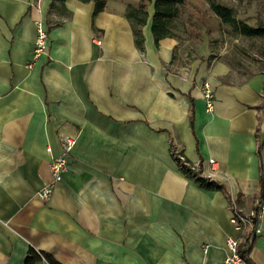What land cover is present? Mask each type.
<instances>
[{"label": "crops", "instance_id": "1", "mask_svg": "<svg viewBox=\"0 0 264 264\" xmlns=\"http://www.w3.org/2000/svg\"><path fill=\"white\" fill-rule=\"evenodd\" d=\"M51 1L0 0V264H27L31 249L62 264H225L239 235L229 196L247 209L264 199V70L234 79L176 36L156 43L153 4L141 49L128 2L94 14L95 0H65L66 13ZM36 19L49 50L30 68ZM61 133L76 142L44 200ZM171 139L224 189L180 171ZM250 257L264 264V214Z\"/></svg>", "mask_w": 264, "mask_h": 264}, {"label": "rangeland", "instance_id": "2", "mask_svg": "<svg viewBox=\"0 0 264 264\" xmlns=\"http://www.w3.org/2000/svg\"><path fill=\"white\" fill-rule=\"evenodd\" d=\"M211 1L232 8L240 21L264 25V0H185L172 26L184 49L190 51L192 58L202 56L227 62L234 79L264 70V36L241 34L213 11Z\"/></svg>", "mask_w": 264, "mask_h": 264}, {"label": "built area", "instance_id": "3", "mask_svg": "<svg viewBox=\"0 0 264 264\" xmlns=\"http://www.w3.org/2000/svg\"><path fill=\"white\" fill-rule=\"evenodd\" d=\"M36 40L32 50L31 59L28 62V66L32 68L34 63L39 59L42 54H46L49 50V33L48 29L44 25L42 19H36ZM102 36L98 33L94 35L93 41L97 44H102ZM202 96L205 100L206 110L208 112L214 111L216 94L212 83L206 79L202 82ZM61 146L63 153L54 156L50 161V169L52 173V180L46 183L39 191L40 198L46 200L49 199L57 183L61 180L62 175L69 168V156L72 148L76 142V137L70 134L61 133ZM171 154L177 161L178 168L185 169L191 172L193 180L198 176V173H202L201 161L190 160L182 150H179L174 140H170ZM51 150V147L48 148ZM211 167L216 168V162L214 159L209 160ZM209 177V176H207ZM211 178V177H209ZM231 218L230 221L234 226V229L239 233L238 236H229L227 239V255L225 257V264H248L247 260L242 256L240 252L241 244L245 241L249 246L253 243V240L259 232V224L264 214V199L257 197L254 200V205L251 208L242 207L236 200L230 202Z\"/></svg>", "mask_w": 264, "mask_h": 264}, {"label": "trees", "instance_id": "4", "mask_svg": "<svg viewBox=\"0 0 264 264\" xmlns=\"http://www.w3.org/2000/svg\"><path fill=\"white\" fill-rule=\"evenodd\" d=\"M86 1V0H85ZM109 0H95L94 14L105 9ZM185 0H138L136 4L129 3L127 5L126 16L131 20L133 25V31L135 36V43L139 48L144 47L145 37L142 32V27L146 24L149 17L148 7L150 4L154 6V12L152 15V32L155 37L156 43L166 36H176L172 30L173 23L180 13L181 6L184 4ZM211 7L213 11L226 23L231 24L235 29H237L241 34L248 36H264V25H250L245 21H240L237 19L233 13L232 8L211 1ZM65 0H52L50 4V12L57 11L59 13H66ZM177 162V161H176ZM177 165H179L177 163ZM185 175L192 177L190 171L181 169ZM195 181L200 185L208 188H219L224 189V186L218 181L209 178L201 173L195 178ZM230 201H232L229 196ZM238 202V201H237ZM244 241L241 244L240 252L242 256L247 260L248 264H255L251 257V245L245 246ZM44 256L51 264H62L57 259H55L51 254L45 251L37 252L35 249H31L30 254L26 259L27 264H32L35 260Z\"/></svg>", "mask_w": 264, "mask_h": 264}]
</instances>
